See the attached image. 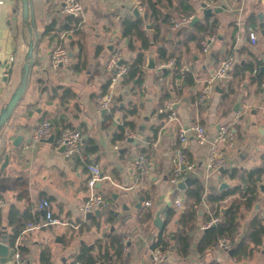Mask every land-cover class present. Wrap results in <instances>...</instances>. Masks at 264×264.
<instances>
[{
    "label": "crops",
    "instance_id": "crops-1",
    "mask_svg": "<svg viewBox=\"0 0 264 264\" xmlns=\"http://www.w3.org/2000/svg\"><path fill=\"white\" fill-rule=\"evenodd\" d=\"M79 1L84 6L81 26L61 32V39L64 38L69 49L70 64L55 68L51 55L56 42L44 36L43 31L53 19L61 22L66 19L67 15L60 11L62 0H32L37 25L34 31L22 22L21 0H0V110L19 83L29 42L39 34L26 92L0 134V198L5 201L0 222L9 234L13 230L12 210L28 220L16 242L27 250L29 264H43L44 251L51 255L50 264L71 263L82 246H96L110 232L131 238L125 264H156L151 247L160 230L154 223L157 212L166 206L168 196L171 207L175 196L184 198V207H174L177 213L167 223L168 231L174 232L181 226L180 213L188 211L191 204L187 188L171 192L178 180L174 176L173 159L180 146L181 128L195 122L206 128V142L200 144L190 135L186 144V155L195 167L185 177L200 180L207 192L241 184L242 177L230 176L234 169L246 172L264 166V86L252 81L248 73L240 80L232 71L198 103L208 78L226 56L234 54L236 61L243 62L248 57L247 48L264 61V34L258 17L259 13L264 15V0H215V8L193 2L198 6L200 19L211 15L218 26L217 38L208 52L192 42L189 50L184 47L174 57L179 67L191 74L193 82L187 84L183 78L176 77L173 69H160L167 61L157 62L153 47L147 51L139 85L127 82L125 76L116 77L107 68L115 52H121L123 61L133 59L138 53L140 42H134L137 49L133 50L128 47L129 39L122 36V20L134 14L132 1ZM140 12L144 17L145 13ZM253 18L255 27L249 26ZM147 25L148 29H144L151 34L153 29L149 25L152 24ZM250 30L258 32L256 43L250 40ZM175 32L170 27L166 42L159 37L156 44L169 46L177 39ZM151 56L156 63L154 68L148 67ZM109 82L104 93L103 88ZM231 84L234 91L229 92ZM59 86L70 88L72 94H65L64 89L55 93L54 88ZM109 94L112 96L110 107H101L100 101ZM167 99L173 102L177 112L178 118L172 122L160 111ZM42 120H50L55 130L64 125L80 130L83 139L79 150L68 158L56 146L55 139L31 144V133ZM127 122L132 126L125 127V135H130L127 140L126 137L119 139L117 134ZM222 127H228L234 134L231 144L217 139ZM19 135L23 139L15 145ZM90 139L98 144L92 153L86 151ZM212 150L224 156L225 168L206 170V160ZM6 154L9 162L4 165ZM140 155L148 157V174L143 180L137 177L136 161ZM88 162L98 164L106 176L98 188L109 198V205L90 217L80 210L88 195ZM224 182L229 185L221 189ZM262 182L264 171L258 182L257 202L252 208L242 210L244 218L237 240L249 232L257 214L264 218V193L259 188ZM237 197L229 196L226 203ZM43 198L50 200L54 215L62 223L25 231L30 223L43 221L44 212L40 208ZM146 200L152 202L148 208L152 216L143 220L142 203ZM209 212L204 201L191 232L189 255L182 256L173 248L163 264H264V239L261 245H252V253L243 259L234 258L233 252H229L231 249L225 251L218 245L201 255L197 245ZM166 213L162 214L164 222ZM12 253L10 248L6 264L12 259Z\"/></svg>",
    "mask_w": 264,
    "mask_h": 264
},
{
    "label": "trees",
    "instance_id": "trees-1",
    "mask_svg": "<svg viewBox=\"0 0 264 264\" xmlns=\"http://www.w3.org/2000/svg\"><path fill=\"white\" fill-rule=\"evenodd\" d=\"M142 4L145 13L144 17H136L132 14L121 22L122 36L129 39L128 47L135 50L137 47L134 42H140L139 50L135 57L122 62L128 66L125 80L127 82H135V85L141 84L143 80L147 51L155 47L157 62L169 61L184 47L189 50L192 42H196L202 48L201 41L205 35L207 33L215 34L218 27L216 20L211 19V15H206L200 19L198 17V6H195V3L191 0H142ZM182 14L194 15V17H198V20L193 24L191 22L189 25L178 28L175 32L177 39L170 42L169 46L166 43L156 44L159 37L166 42L167 33L171 27V18ZM81 20L80 17L67 16L61 22L55 18L46 25L43 35L50 37L52 41L56 42V45L63 44L65 46L64 38L61 39V32L78 29ZM146 23L152 24L151 29L153 30L151 34H147L144 29ZM256 24L254 18L249 22L251 27L257 26ZM80 50H82V46H80ZM245 52H247L248 57L243 62H235L233 73L235 76L240 77V80L248 73L251 75L252 81L262 87L264 71L261 72V66H264V61L261 62L247 48ZM75 67L78 68V65ZM112 72L115 74L114 71ZM175 76L183 78L187 84L193 82V77L187 71L182 74L179 70H176ZM39 81L42 82V80ZM109 84L110 82L103 88L104 93L107 92ZM233 87L234 84H231L229 92L234 91ZM58 89H64V93L67 95L72 94V90L64 86L55 87L54 92L56 93ZM162 114L167 117L166 113ZM126 126H132V123L127 122L121 127V133L117 134L119 139H125ZM63 127H66V125ZM60 129L56 130L57 133ZM88 144L89 149L87 148L86 150L88 153L97 150L98 144L93 139L88 140ZM263 171L264 166L246 172H238V169H234L230 176L242 177V183L222 191L212 188L207 192L200 180L194 181L186 190V195L190 198L191 204L188 211L180 213L179 223L181 226L174 232L168 231L167 223L177 213L174 206L170 207L166 213L165 226L159 230L154 247L160 246L167 255L173 248L182 256L189 255L192 246L191 232L195 228L201 204L206 201L210 211L205 215L206 224L213 218L218 220L204 229L203 235L198 241V252L204 255L215 248L222 238L228 237L233 242L232 255L234 258L243 259L249 256L252 253V245L257 247L263 243L264 218L257 214L252 220L249 232L242 239L237 240V238L244 218L243 208H252L258 200V182L261 181ZM232 195H237L238 197L226 203L227 198ZM151 216L152 213L148 209L144 212L142 219L146 220L151 218ZM27 223L28 220L22 217L17 210H12L10 213V224L13 226V230L8 234L0 224V239L6 238L9 246L13 247ZM123 239V234L110 232L107 239L105 241L99 240L96 246H82L78 257L68 264H115L117 262L118 264H125L127 259L124 254ZM21 251L24 255L27 254V250L22 246ZM41 256L43 264H50L51 255L49 251H44Z\"/></svg>",
    "mask_w": 264,
    "mask_h": 264
},
{
    "label": "built area",
    "instance_id": "built-area-1",
    "mask_svg": "<svg viewBox=\"0 0 264 264\" xmlns=\"http://www.w3.org/2000/svg\"><path fill=\"white\" fill-rule=\"evenodd\" d=\"M133 3V7H138L139 11L144 12L142 0H131ZM198 5L205 4L210 8H215V0H191ZM60 11L67 15L73 17H80L81 19L84 16V6L79 0H62L60 4ZM194 19V15H179L178 17L171 18V28L173 30H177L181 26L189 25ZM82 20L79 23L81 26ZM144 27L148 29V25L145 24ZM249 37L252 43H256L258 32L257 30H250ZM217 36L214 33H207L203 40L201 41L202 49L204 52H208L209 48L216 40ZM122 59L121 52H115L112 57L109 59L107 68L110 71H114V75L116 77H123L128 72V66L118 62ZM71 58L69 49L63 44L55 45L51 55V64L53 67L58 68L61 66H68L70 64ZM236 62V58L234 54H230L226 56L219 64L217 69L213 72V74L208 78L206 82V86L198 98V103H201L210 93L213 86L216 84L226 80L231 72L234 69V65ZM173 69L179 70L181 73H184L185 68L179 67V62L176 58H172L169 61L163 63L160 66V69ZM262 86H264V76L262 81ZM145 88V86H143ZM112 96L109 94L102 98L100 101L101 107L109 108L111 105ZM161 112L167 114V121L172 122L177 120V112L174 109L173 102L170 99L164 101ZM127 140L130 133H127ZM190 135L200 144H203L207 141V132L205 126H203L199 122H195L186 128H181L179 133L180 146L176 151V155L173 159V168H174V176L178 178L182 175V178H185V174L192 170L195 167V164L187 157L185 148L186 144L189 141ZM51 136L55 137V143L57 147L65 146L64 155L66 157H71L75 152H77L81 146L83 134L80 130L66 126L62 127L59 132L55 130L53 124L49 120H43L40 124H38L32 131L30 136V142L33 145L41 143L43 141H47ZM219 141H228L230 144L233 142L234 134L228 127H222L219 132V136L217 138ZM185 166V168H183ZM226 167V159L221 153H218L215 150H212L206 160V170L208 171H217L221 168ZM88 176H87V187H88V195L87 199L83 202L80 207V210L83 214H87L89 212H95L96 210H101L106 208L109 205V198L106 197L102 191L98 188V183L102 182L106 176H104L100 166L95 162H88L86 164ZM137 168V177L138 180H143L148 174V157L146 155H140L136 161ZM184 198L180 196H175L173 200V206L178 208L184 207ZM151 200H146L142 203V214L151 207ZM5 206L4 199L0 198V210ZM40 208L44 212L43 221L40 223H30L25 231H29L35 228H40L44 226H51L56 224H61L62 221L54 215V211L52 208V204L48 198H43L40 202ZM264 212V207H263ZM217 218H213L209 223H207L204 227H208L215 222H217ZM1 224V222H0ZM3 239H0L2 241ZM131 238L124 237L123 246H124V254L126 255L129 247L128 244ZM7 243V241H6ZM8 244V243H7ZM218 247L222 250L228 251L233 248V242L230 238L225 237L222 238L218 242ZM13 251L12 259L9 264H29L28 258L21 251V247L19 242H16L13 247H10ZM153 260L156 264H163L167 259V253L159 246L154 247L152 250Z\"/></svg>",
    "mask_w": 264,
    "mask_h": 264
},
{
    "label": "water",
    "instance_id": "water-1",
    "mask_svg": "<svg viewBox=\"0 0 264 264\" xmlns=\"http://www.w3.org/2000/svg\"><path fill=\"white\" fill-rule=\"evenodd\" d=\"M21 3H22V22L24 24H27L31 31L36 30L37 25H36V19H35V13L33 10L32 0H21ZM204 6H206V5L204 4ZM209 12L212 13V10H209ZM133 13L136 17L141 16V12L139 11L138 7L134 8ZM258 17L260 20L261 32H262V34H264V15L262 13H259ZM197 20H198V17H194L191 24H193ZM151 26L152 25H149V27H151ZM38 40H39V34L36 33V40H31L29 42V48H28V52L25 56V62L23 64V67L21 70L19 83L16 86V88L13 90L8 101L4 104V106L0 110V134H1V131L4 128V126L6 125V123L12 117V115L15 111V108L17 107L19 101L21 100L24 93L26 92L28 82H29V76H30L31 68L34 64V51H35V48L37 46ZM122 62H123V59H121L118 62V64H121ZM147 63H148V67H150V68H154L156 66V63H155L153 56L148 58ZM262 71H264V66L261 67V72ZM22 139H23L22 135L17 136L14 144L19 145L20 141H22ZM54 139H55V137L51 136L47 141L53 142ZM130 141H133V140L130 139ZM60 151L64 152L65 146H61ZM8 162H9V155L6 154L4 165L7 164ZM183 168H185V166H183ZM193 181L194 180L191 177L188 176V177L182 178V175H181L178 177V180L176 181V185H175L176 187L173 188L171 190V192H175L177 190H185L186 188H188L193 183ZM228 185L229 184L224 182L221 184L220 188L223 189L225 187H228ZM259 188L264 193V182L259 184ZM165 202H166V206H163L157 212L156 218L154 220L155 225L160 229H162L165 226V222H164V219L162 218V214L166 213L169 210V208L171 207V198L168 196L165 199ZM139 205H140V203L138 204V206ZM123 207L128 209L126 204H123ZM95 213L100 214V209L96 210ZM93 214H94L93 212H89V213H87V216L90 217ZM6 241H7L6 238H3V240L0 241V264H6V262L8 260V256L10 254V247L6 243ZM151 248H154V245H152ZM229 252L232 253L233 249H231Z\"/></svg>",
    "mask_w": 264,
    "mask_h": 264
}]
</instances>
